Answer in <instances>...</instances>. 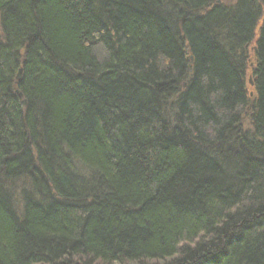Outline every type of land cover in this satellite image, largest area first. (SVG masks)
Wrapping results in <instances>:
<instances>
[{
  "label": "trees",
  "instance_id": "1",
  "mask_svg": "<svg viewBox=\"0 0 264 264\" xmlns=\"http://www.w3.org/2000/svg\"><path fill=\"white\" fill-rule=\"evenodd\" d=\"M226 1L0 0V264H264V0Z\"/></svg>",
  "mask_w": 264,
  "mask_h": 264
},
{
  "label": "rangeland",
  "instance_id": "2",
  "mask_svg": "<svg viewBox=\"0 0 264 264\" xmlns=\"http://www.w3.org/2000/svg\"><path fill=\"white\" fill-rule=\"evenodd\" d=\"M234 0L226 1L227 3L233 2ZM261 22V21H260ZM259 26V25H258ZM259 29H256L255 37L258 36ZM255 38V39H256ZM255 39L254 41L248 46L246 54H247V62L245 67V87L247 94H249L250 97L254 94V88L252 87V70L255 67V57H254V47H255ZM251 82V83H250Z\"/></svg>",
  "mask_w": 264,
  "mask_h": 264
},
{
  "label": "water",
  "instance_id": "3",
  "mask_svg": "<svg viewBox=\"0 0 264 264\" xmlns=\"http://www.w3.org/2000/svg\"><path fill=\"white\" fill-rule=\"evenodd\" d=\"M21 71L18 72V78L20 77ZM251 83V82H250Z\"/></svg>",
  "mask_w": 264,
  "mask_h": 264
}]
</instances>
